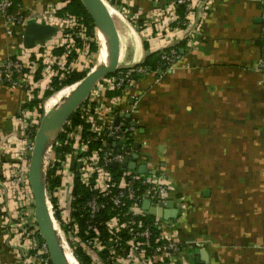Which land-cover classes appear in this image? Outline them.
Here are the masks:
<instances>
[{
	"label": "crops",
	"instance_id": "crops-1",
	"mask_svg": "<svg viewBox=\"0 0 264 264\" xmlns=\"http://www.w3.org/2000/svg\"><path fill=\"white\" fill-rule=\"evenodd\" d=\"M12 1L25 26L56 29L36 43L31 60L55 57L62 48L55 21L66 12L60 0ZM102 1L117 30L120 67L141 65L170 45L180 55L171 71L136 75L117 94L116 110L132 129V149L139 145L137 165L184 201L173 224L167 221L185 245L178 264H264V0H208L189 26L177 21L176 0ZM24 29L0 14V64L24 58ZM25 101L0 84V264L27 262L7 186Z\"/></svg>",
	"mask_w": 264,
	"mask_h": 264
},
{
	"label": "built area",
	"instance_id": "built-area-1",
	"mask_svg": "<svg viewBox=\"0 0 264 264\" xmlns=\"http://www.w3.org/2000/svg\"><path fill=\"white\" fill-rule=\"evenodd\" d=\"M71 1L60 0L61 11ZM206 3L209 6L208 0H176L175 10L184 6L183 15L185 19H190L193 12L197 8H205ZM14 9L15 4L12 0H0V14L9 24L23 29L26 25L25 17L14 13ZM47 20L51 22L52 16H48ZM177 21L181 22L178 18ZM180 25L186 24L181 22ZM55 26L60 28L58 31L63 48L60 56L54 57L50 52H46L36 56V61H32L31 54L34 49H23L24 58H12L0 64L1 85L24 93L25 103L35 98L41 100L39 105L41 114L23 107L18 111L15 122L19 132L15 141L19 142L20 146L15 153L14 163L7 168V186L11 196L10 215L16 221L13 232L22 242V249L27 258L25 264H51L46 245L39 235L35 222L34 199L28 180L35 134L43 115L47 112L46 103L54 96L44 99V92L48 90L53 77L59 76L63 79L65 75L74 71L72 64L79 61L82 56L88 55L89 46L93 42L89 35V27L82 17L73 16L66 11L55 21ZM159 26L161 29L168 28L165 23ZM80 45L81 50H77ZM74 51L77 59L68 62ZM159 57L164 71H171L180 61L175 45L161 51ZM55 66L58 67L56 74L53 72ZM164 71L153 72L141 64L117 71L99 81L77 110L80 118L89 125L88 136L83 137L81 127L66 132L70 152L64 155L63 161L58 158L47 164L51 169L59 163L56 175L61 177V184L53 192L48 191L46 184V200L62 247H65L75 264H78L74 257L75 248H80L90 258L92 264H178V256L185 245L177 239L174 234L176 230L170 228L167 221L156 216L152 223H146L149 215L142 210L141 205L143 201H149L151 207L159 208L161 204L165 205L172 200L179 212L184 208V201L176 194L173 196L165 183L148 173L140 174L136 170L120 169L122 173L116 178L109 171L111 164L121 166L128 162L134 153L128 138L132 129L116 119V110L121 105V99H118L117 94L124 87L132 85L136 75L159 76ZM258 72L264 79L262 66H259ZM65 125L70 127L69 122ZM62 132L63 128L60 133ZM110 139L116 144L121 142L124 147L113 146L109 142ZM93 143H99L100 146L91 150L90 146ZM54 144L59 145L57 140ZM75 167L78 169L81 184L93 193L82 208L87 214L84 240L80 236L78 221L73 216L75 177L72 171ZM52 198L56 200L58 217L54 214ZM107 209L114 211L115 216L106 222H97L98 217ZM99 227H103L105 237L102 236ZM154 229L157 233L153 232ZM124 232L127 236L125 238L122 236ZM90 234L93 236L89 237Z\"/></svg>",
	"mask_w": 264,
	"mask_h": 264
},
{
	"label": "water",
	"instance_id": "water-1",
	"mask_svg": "<svg viewBox=\"0 0 264 264\" xmlns=\"http://www.w3.org/2000/svg\"><path fill=\"white\" fill-rule=\"evenodd\" d=\"M79 1L81 2L87 16L93 22L95 29L106 40L109 52L106 64L103 67H99L90 74H87L80 83L72 87L73 90H71V92L63 98L58 105L54 106L43 115L35 134L34 147L28 167V180L34 199L35 222L38 227L39 235L46 245L51 264H68V262L47 205V168H42L43 153L45 151H49V153L51 152L61 129L78 108L86 101L99 81L115 74L117 71L130 68H123L118 65V34L112 16L103 1ZM55 32L56 29L51 26L30 23L25 26L24 29L23 46L25 49H34L36 43H44L45 37L53 35ZM109 142H111L113 146L124 147L121 142L117 144L114 143L113 139H110ZM138 148V144L133 146L135 151H137ZM137 160L138 154L134 153L130 158V162H125L121 166L111 164V168L137 170L140 174H146L145 167L137 165ZM141 207L149 216H156L168 221L170 225H172L173 221L179 216V212L173 207L172 202H167L165 206L161 204L159 208H154L150 206L149 201H143ZM200 255L201 257H204V251H201Z\"/></svg>",
	"mask_w": 264,
	"mask_h": 264
},
{
	"label": "trees",
	"instance_id": "trees-1",
	"mask_svg": "<svg viewBox=\"0 0 264 264\" xmlns=\"http://www.w3.org/2000/svg\"><path fill=\"white\" fill-rule=\"evenodd\" d=\"M65 11H67L69 14L73 15V16H77V17H82L84 19V21L86 22L87 26L89 27V35L90 37H94V30L95 27L93 25V22L91 21V19L87 16L81 2L79 0H72L64 9ZM180 15H181V10H179ZM142 24L140 23V26ZM97 46L92 42L90 44V48H89V53L91 54H95L97 53ZM63 52V49L60 48L57 53L56 56H59L61 53ZM72 56H75V54H72ZM76 57V56H75ZM161 61H160V57L159 54L156 53L155 55H151L146 62L143 63V65L149 69L150 71H164V69L161 67ZM87 76L86 72H82V71H72L69 74L65 75V78L60 79L59 76L53 77L51 84L48 88V90H46L44 92V99L50 98L51 96H53L57 91H59L60 89L63 88H69V87H74L75 85H77L78 83H80L85 77ZM41 100H38L37 98H35L34 100H32L29 103H24L22 104L23 108H28L29 110H35L37 113H42L41 109L39 108ZM69 125L70 127H65L66 132H71L74 128L76 127H81L83 130V137H87L88 136V132L87 129L89 128V125L86 124L84 122V120H82L80 118L79 112L76 111L72 117L69 119ZM64 130V131H65ZM66 133H60L57 137V142H58V146H54V153L57 155V157L60 159V161L64 160V155L66 153L70 152V147L67 144V140H66ZM100 145L99 143H93L90 146V149L92 150L93 148H98ZM59 166V163L55 164L53 168L48 170L47 173V179H46V184H47V189L49 192H53L56 188H58L61 184V177L57 176V167ZM109 171L116 177L118 178L120 176V174L122 173V171L120 169H112L111 166L109 167ZM72 175L75 177L74 178V191L73 194L75 196V201H74V213L73 216L77 219L79 227L81 229L80 232V236L82 237V239H86V237L84 236V230L86 229V225H85V221H86V215L83 212V206L86 203V201L88 199H90L93 195V193H91L86 187H84L81 182L79 181V175H78V169L77 167H75L72 171ZM51 202L53 204L54 207V211H55V217H58V213L56 212V200L55 199H51ZM115 212L112 210H106L105 212H103L99 217L97 222H106L108 221L110 218L115 216ZM154 217L152 216H147L146 218V223H152V221H154ZM100 232L102 234L103 237L106 236V234L103 231V227H99ZM67 231V229H66ZM153 232L157 233V231L154 229ZM93 236L92 234H90L89 237ZM122 236L125 238L127 237L125 232L122 234ZM74 251V257L77 260L78 264H92L90 258L85 255L82 250L80 248H75L73 249Z\"/></svg>",
	"mask_w": 264,
	"mask_h": 264
},
{
	"label": "rangeland",
	"instance_id": "rangeland-1",
	"mask_svg": "<svg viewBox=\"0 0 264 264\" xmlns=\"http://www.w3.org/2000/svg\"><path fill=\"white\" fill-rule=\"evenodd\" d=\"M189 3H190V1H188L187 4H189ZM182 7L183 8H180V10L182 12L181 17H180L181 22H184L186 24L185 26H189V24L192 22V18H190V19L186 18L185 19L184 15H183V13L185 12V7L184 6H182ZM157 23H159V22H157ZM97 33H98V31L95 29L94 30V37H91L93 43L97 46V50H98L97 53H95V54L89 53L90 55L82 56L79 61L77 60L76 62H74L72 64V66H74L73 70H75V71L78 70V71H82V72H86L87 74H90L91 72H93L94 70L99 68V66L97 64V60H98V56H99L98 55V53H99V37H98ZM89 48H90V46H89ZM77 50H81V45H80V47L77 48ZM72 54H75V56H76V52L75 51L72 52L70 55V58L68 59V62L73 61V59L77 57V56L76 57L72 56ZM57 69H58V67L55 66L53 69L54 74H56ZM71 89H72L71 87H69V88L67 87V88H63V89H60L59 91H57L56 95L54 94L55 96H53V98H51L46 103V106H45L46 110L48 111L51 108H53L65 96V94ZM65 127H66V125L63 127V133H66ZM57 144H58V142H57ZM55 146H58V145H55ZM52 150L49 153V157H48V163L50 161V164H51L52 160L58 159L57 155L54 153V148ZM50 164H49V166H50ZM49 169H50V167H48V165H47V170H49ZM47 173H48V171H47ZM70 246L72 247L73 245H71V243H70Z\"/></svg>",
	"mask_w": 264,
	"mask_h": 264
},
{
	"label": "bare ground",
	"instance_id": "bare-ground-1",
	"mask_svg": "<svg viewBox=\"0 0 264 264\" xmlns=\"http://www.w3.org/2000/svg\"><path fill=\"white\" fill-rule=\"evenodd\" d=\"M98 37H99V53H98V60H97V64L98 66L101 68L106 64L107 61V56H108V52H109V47L106 43V40L104 39V37L100 34L97 33ZM73 90V88L71 89ZM71 90H69L65 96L63 98H65L70 92ZM62 98V99H63ZM61 99V100H62ZM58 100V99H57ZM60 100V101H61ZM59 101V102H60ZM59 102L56 104L58 105ZM55 105V106H56ZM48 157H49V151H45L43 153V159H42V168L45 169L47 168V164H48ZM55 229H57V227L55 226ZM64 247V246H63ZM64 251H65V256H66V260L68 262V264H75L74 260L72 259V257L69 255V253L66 251L65 247H64Z\"/></svg>",
	"mask_w": 264,
	"mask_h": 264
}]
</instances>
